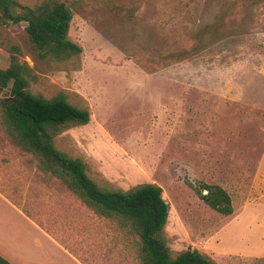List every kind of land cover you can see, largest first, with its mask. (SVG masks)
Instances as JSON below:
<instances>
[{"label": "rangeland", "instance_id": "1", "mask_svg": "<svg viewBox=\"0 0 264 264\" xmlns=\"http://www.w3.org/2000/svg\"><path fill=\"white\" fill-rule=\"evenodd\" d=\"M64 2L75 11L70 38L83 48L71 59L43 58L25 23L0 22V68L14 56L32 70V93H63L91 113L57 147L101 187L161 186L174 254L193 248L218 264H264V0ZM0 151L2 187L19 213L39 217L84 264H142L138 236L36 171L1 123ZM208 185L228 192L231 215L201 197ZM0 214L15 215L4 201ZM15 218L2 228L30 230Z\"/></svg>", "mask_w": 264, "mask_h": 264}, {"label": "trees", "instance_id": "2", "mask_svg": "<svg viewBox=\"0 0 264 264\" xmlns=\"http://www.w3.org/2000/svg\"><path fill=\"white\" fill-rule=\"evenodd\" d=\"M74 14L64 0H43L34 6L0 0V22L5 26L25 23L32 46L43 58L67 60L82 54L83 48L69 35ZM31 71L14 56L8 68H0V89L9 91L0 98V123L9 143L31 155L40 172L58 180L98 216L116 220L138 236L142 264H218L198 249L173 253L166 235L170 206L161 186L101 187L88 175L81 159L57 147V136L88 124L91 113L72 105L63 93L49 99L32 93L28 90ZM200 194L219 213H233L232 199L220 186H205ZM0 264L11 263L0 256Z\"/></svg>", "mask_w": 264, "mask_h": 264}, {"label": "crops", "instance_id": "3", "mask_svg": "<svg viewBox=\"0 0 264 264\" xmlns=\"http://www.w3.org/2000/svg\"><path fill=\"white\" fill-rule=\"evenodd\" d=\"M5 156L7 155L0 151V203L4 201L15 215L0 214V256L11 264H84L58 239L52 230H48L38 223L41 220L39 217H32L25 211L19 213L18 210H22L17 205L19 203L12 199L2 187L1 168L2 164L6 162L3 160ZM14 175L19 176V173L15 172ZM20 216L30 230L2 228L4 221L12 223L14 217Z\"/></svg>", "mask_w": 264, "mask_h": 264}, {"label": "water", "instance_id": "4", "mask_svg": "<svg viewBox=\"0 0 264 264\" xmlns=\"http://www.w3.org/2000/svg\"><path fill=\"white\" fill-rule=\"evenodd\" d=\"M208 192L207 191H204V194H207Z\"/></svg>", "mask_w": 264, "mask_h": 264}, {"label": "bare ground", "instance_id": "5", "mask_svg": "<svg viewBox=\"0 0 264 264\" xmlns=\"http://www.w3.org/2000/svg\"><path fill=\"white\" fill-rule=\"evenodd\" d=\"M23 257V256H22Z\"/></svg>", "mask_w": 264, "mask_h": 264}]
</instances>
